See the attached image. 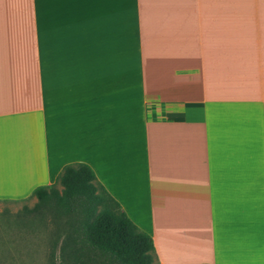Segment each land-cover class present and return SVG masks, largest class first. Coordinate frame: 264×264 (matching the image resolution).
<instances>
[{"label":"crops","instance_id":"0c3cea01","mask_svg":"<svg viewBox=\"0 0 264 264\" xmlns=\"http://www.w3.org/2000/svg\"><path fill=\"white\" fill-rule=\"evenodd\" d=\"M76 162L155 264H264V0H0V202Z\"/></svg>","mask_w":264,"mask_h":264},{"label":"trees","instance_id":"16d2710c","mask_svg":"<svg viewBox=\"0 0 264 264\" xmlns=\"http://www.w3.org/2000/svg\"><path fill=\"white\" fill-rule=\"evenodd\" d=\"M32 196L36 202L17 214L18 222L24 223L29 214L33 221L49 215L62 233L63 259L75 264H155L152 238L126 215L88 164L64 165L53 184L35 188Z\"/></svg>","mask_w":264,"mask_h":264},{"label":"rangeland","instance_id":"374dc122","mask_svg":"<svg viewBox=\"0 0 264 264\" xmlns=\"http://www.w3.org/2000/svg\"><path fill=\"white\" fill-rule=\"evenodd\" d=\"M35 202L34 197L0 202V264H75L63 259L62 233L49 215L33 221L29 214L24 223L18 222L17 214L32 208Z\"/></svg>","mask_w":264,"mask_h":264}]
</instances>
